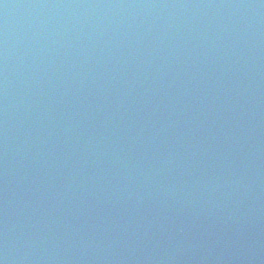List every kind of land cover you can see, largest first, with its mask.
<instances>
[{"label":"water","instance_id":"95a60500","mask_svg":"<svg viewBox=\"0 0 264 264\" xmlns=\"http://www.w3.org/2000/svg\"><path fill=\"white\" fill-rule=\"evenodd\" d=\"M3 1L0 0V11L7 8L2 4ZM19 1L21 0L9 2L8 6L11 7V10H15V4ZM39 1V8L42 9L43 16L41 12H38L36 17L44 21L50 8L53 11L52 22L47 26H42L43 36L36 33L29 35L28 53L25 55V60L17 64L18 66L23 64L29 66L23 70H18L14 64H7L5 74L14 72V77L9 82L6 95L9 96L13 93L21 104L25 103V112L22 115L25 116L28 125L36 117H47L49 108L63 102L67 103L62 108L59 106L58 110H60L56 113V125L47 127H51L50 130L64 129L65 127L70 129L52 130L49 136L36 133L34 130L23 133L16 132L7 138L5 137L6 134L0 135V140H2L0 145L6 143L5 145L12 156L20 147L30 146L34 148V151L30 152L29 162L36 161L39 158L38 155L46 156L45 159L49 161L45 174L47 182L49 181L48 185L35 189V197L25 199L10 196V193L0 196V208L5 206L13 218V222L10 223L0 210V225L4 226L0 229V264L21 263L23 260L30 261L31 256H33L29 238L18 240L16 234L11 235L9 232L10 229H17L18 225L22 227L21 231L23 232L31 231L30 237H34L36 230L44 234L43 240L47 243L46 255L51 258L48 259L49 263L54 259L53 254L57 246L66 243L64 239L61 240L62 242L56 240V225H52L48 219L40 222L37 217H44V212L60 207L57 206L58 203H62L72 212L81 209V206L75 201L71 200L69 203L66 201L67 186L63 184L61 177L56 175L53 162L63 161L66 163L65 166L71 169L74 180H81L84 184L83 189L86 190V193L89 192L88 195L112 194L122 186L132 183L151 185L152 177L159 181L158 165L162 160V153L166 149V144L160 143L162 153L159 154L154 153L155 149H149L153 141L159 140V129L155 130V128L160 126L151 109V95L148 100L149 107H145L146 103L142 97L138 99L140 105H129L126 107V112L137 115L141 109L142 116L151 122L152 127L149 131L153 141L144 140L139 146L144 152V156L150 160L151 170L154 171L153 175L145 170L144 165L140 162L143 160L132 159L127 154L119 155V151L115 147L102 140H97L93 135L84 131H73L83 128L76 127L81 121H86L89 124L97 116V114L95 115L96 97L102 98L105 104L102 111L110 116L114 111L124 109L125 106L120 109V104L117 105V102L135 100L129 92L141 91L145 94L147 87L149 90V78L153 76L159 79V92L161 94L172 95L178 93L182 87L178 94V98H180L186 88H197L199 80L206 75V67L216 68V65L220 63H234L237 51L236 49L229 51V49L244 46L246 42L249 46L258 40H262L264 31V0H246L253 8L251 16L253 32L248 41L246 24L250 7L239 0ZM20 9L23 12V8ZM91 37H94L96 41L90 40ZM38 39H40V45H34ZM58 44L69 45L76 51L65 49L63 56L53 58L39 70L32 68L40 61L42 53L48 51L61 53L62 50L59 49L60 45ZM72 54L75 55L72 56ZM78 56L83 58L81 62L76 60ZM185 57L188 59L185 60ZM246 57L245 65H248L251 57ZM0 62L4 64L1 55ZM99 62H103V70L99 68ZM166 64L167 67L163 69ZM115 66L127 70L121 75L125 81L118 82L114 78L113 67ZM219 72L222 70L218 69L209 74L205 78L206 85L202 89H215L213 99L218 97L220 102L226 103L231 99L230 86L235 76L219 80L216 77ZM70 78L78 79L80 83H76L71 89H67L65 84ZM215 80L217 82H214ZM247 82L248 79L241 84L246 85ZM190 92L191 89L188 90L187 94ZM72 93H75L80 99H87L90 96L91 104L82 108L75 106L70 113L61 115V112L76 101L72 97ZM15 105V102L11 101L7 111L9 118L20 113L19 109L14 113L11 111ZM233 106V104L230 105L229 109H233ZM201 113L220 115L228 112L226 110L215 111L210 106H206ZM184 114L186 118L189 117L188 111ZM70 115L75 119L74 122L59 125V117L66 119ZM249 117L252 120V126L247 130L246 136H252L256 131L264 129V126L258 127L259 119L251 114ZM221 121L219 118H211L210 121L195 118L193 122L202 127L193 131L180 132L181 135H178V138L181 142L179 143L181 151L173 149L170 152L167 165V167H175L173 159H177L182 165L201 167L212 173L217 170L223 160L233 163L232 165H224L225 168H233V171L252 162L251 169L237 184L234 183L240 178L241 173L239 171L221 179L208 192L210 197L207 201H212L214 198L248 186L250 178H254L258 183L259 156L255 155L249 160L244 147L238 150V155L231 150L230 146L225 148L226 139L217 133L216 128L211 127L216 125L220 128ZM97 122L95 131L99 132L107 128L106 120L101 115L98 116ZM231 122L230 115H227L224 134L227 133V127ZM239 124L242 125L243 121ZM89 125L84 128L89 127ZM2 132H6V128H3ZM114 133V130L106 129L102 135L111 141L115 136ZM165 134L162 132L163 138H165ZM260 144L261 142H256V148ZM129 147L137 148L134 143L129 144ZM181 152H184V156H181ZM24 159L27 160L28 158ZM22 170L24 175L28 176L25 177L26 179L30 180L29 178L33 177L34 166L31 163H26ZM181 179L182 177L172 170L166 181L173 182L174 185ZM17 183L18 179L13 187H15V194L20 195L23 186L20 184L17 186ZM194 184L196 189L204 187L206 180H195ZM219 189H224V192H219ZM262 199L263 196L253 203L257 204ZM247 200L248 198L245 196L237 204H234L233 208L240 210L241 205ZM127 203L112 202L111 205L102 204L100 206L108 208L126 220L123 213ZM203 205H198L195 210ZM226 208L224 207V209ZM259 210L257 221H262L264 219V203ZM139 211L143 212L147 209L140 205H134V214H138ZM149 213L159 217L155 209L149 210ZM211 220L212 216H209L208 224H211ZM27 235L29 236V234ZM8 240H12L16 244L11 246L4 244ZM17 244H21V247H18ZM16 245L21 255L15 253L14 247ZM5 248L9 256L2 251ZM24 252L25 255H22ZM243 254L237 252L236 260L243 261L252 256V254L246 256Z\"/></svg>","mask_w":264,"mask_h":264}]
</instances>
